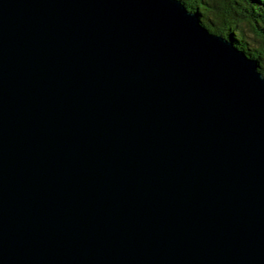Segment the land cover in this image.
Wrapping results in <instances>:
<instances>
[{
    "label": "water",
    "instance_id": "95a60500",
    "mask_svg": "<svg viewBox=\"0 0 264 264\" xmlns=\"http://www.w3.org/2000/svg\"><path fill=\"white\" fill-rule=\"evenodd\" d=\"M0 264H264V75L182 0H0Z\"/></svg>",
    "mask_w": 264,
    "mask_h": 264
},
{
    "label": "trees",
    "instance_id": "16d2710c",
    "mask_svg": "<svg viewBox=\"0 0 264 264\" xmlns=\"http://www.w3.org/2000/svg\"><path fill=\"white\" fill-rule=\"evenodd\" d=\"M212 32L258 61L264 75V0H182Z\"/></svg>",
    "mask_w": 264,
    "mask_h": 264
}]
</instances>
